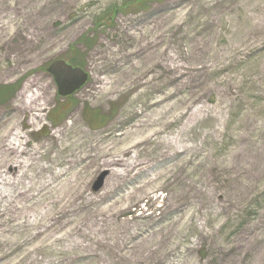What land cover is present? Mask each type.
I'll use <instances>...</instances> for the list:
<instances>
[{
    "label": "rangeland",
    "instance_id": "obj_1",
    "mask_svg": "<svg viewBox=\"0 0 264 264\" xmlns=\"http://www.w3.org/2000/svg\"><path fill=\"white\" fill-rule=\"evenodd\" d=\"M53 60L85 85L59 96ZM37 88L30 126L17 99ZM149 119L155 138L137 129ZM71 123L110 151L52 163ZM13 126L27 154L49 148L40 163L64 172L51 185L81 170L83 191L43 212L4 168L0 264H264V0H0V130ZM24 216L43 233L20 234Z\"/></svg>",
    "mask_w": 264,
    "mask_h": 264
},
{
    "label": "bare ground",
    "instance_id": "obj_2",
    "mask_svg": "<svg viewBox=\"0 0 264 264\" xmlns=\"http://www.w3.org/2000/svg\"><path fill=\"white\" fill-rule=\"evenodd\" d=\"M106 85H109L110 87L113 86V83H107ZM107 90V89H106ZM40 89L37 88L36 90L32 91L30 95L24 93H20L18 95V101L19 105L17 109L20 110H29L30 118L28 125L32 126L34 125L35 118H36V113L35 111H39V101L42 100L43 97H41V94L39 93ZM24 95V98L22 97ZM16 108L14 110H17ZM17 110V111H18ZM157 120L155 119H149L147 124L145 125H138L137 129L140 131H145V130H150V136L153 135L155 138L156 135L159 132V129H161L164 125L162 124L161 127L157 128ZM161 124V123H160ZM3 128V127H2ZM74 128V124L71 123L69 126L66 127V129L57 131L56 135V140L58 141L57 144V149L55 150L56 155H55V160L51 159V162H55L57 159L61 158L67 149L69 150V156H65V158L69 159L67 160L68 163H71L72 166H74V163H72L71 159H74L76 163H79L83 161L85 158L88 157L89 154V148L92 146V150L97 148L100 152L102 149H105V151H110L109 146L111 144H107L104 147L98 146V144H91L89 145V148L87 149V146L89 144V137H85V132L84 131H76ZM4 130H0V140L4 139V142L6 143V149L3 150V154L0 155V196L4 193V191L7 189L8 182H7V172L4 170V168L9 167V169H14V171L17 172V179L18 181H13L15 182V185H22L20 188H25V190L21 193V195L24 196L26 194V199L29 201L35 196H38V199L35 201V203H41V202H47L45 205H41L40 209L43 212H47V208H50L54 213H55V208H60V205L56 207L55 205L60 204L64 197L63 194L64 192H67V197H71L73 199H77L82 195V185H77L78 178L80 175L81 170L77 171L76 173L73 172V176L71 178H68V180L64 183H61L59 187L55 188V185H51L56 181L57 177L63 176L64 172H58V173H53L52 166H47L45 163H40L44 158L47 156V152L49 150L45 149L43 152H38L36 150L30 152L29 154L26 153V147L28 145V141L26 140L25 135L20 134L19 132H13L16 131V127H9L7 129L3 128ZM69 132L65 136L64 133ZM81 134L80 137L77 136V134ZM173 141V139H169ZM167 141L163 138V142L168 144L171 143V141ZM109 148V149H108ZM7 151H11L14 153V156H10V153L8 154ZM12 154V153H11ZM8 159V160H7ZM119 157L117 156L116 159H112L109 162L113 163H118ZM136 164V160L132 161L131 163L128 164L129 167H134ZM87 165V164H85ZM2 168V169H1ZM22 173H19L20 170H22ZM36 170L37 172L33 174H27L28 171ZM45 171H48L49 173H44ZM10 172V171H9ZM44 173L45 175H41L38 177L37 181L33 183V179L35 175H39L40 173ZM27 180V181H26ZM51 185V186H49ZM46 186H49L50 189L47 191H50L46 194V192L42 193V189L46 188ZM188 190L192 189V185L188 184L187 185ZM42 193V194H41ZM49 195H56L55 198ZM34 203V204H35ZM63 211H65L64 205L61 206ZM25 219V225H24V231L19 232L22 235L29 234V236H33L36 238L38 235L42 234V230L38 228L39 223L36 221H30L27 220V217L24 216ZM34 229V233H28L26 229L28 228ZM47 228V227H43ZM25 245V244H24Z\"/></svg>",
    "mask_w": 264,
    "mask_h": 264
},
{
    "label": "water",
    "instance_id": "obj_3",
    "mask_svg": "<svg viewBox=\"0 0 264 264\" xmlns=\"http://www.w3.org/2000/svg\"><path fill=\"white\" fill-rule=\"evenodd\" d=\"M47 72L53 76L55 85H57V94L61 97L74 93L85 85L88 73L84 72L79 66H72L64 60H53L47 67ZM104 170L93 182V190L98 191L107 176Z\"/></svg>",
    "mask_w": 264,
    "mask_h": 264
},
{
    "label": "trees",
    "instance_id": "obj_4",
    "mask_svg": "<svg viewBox=\"0 0 264 264\" xmlns=\"http://www.w3.org/2000/svg\"><path fill=\"white\" fill-rule=\"evenodd\" d=\"M147 0H138V2H142L143 4L146 2ZM149 1V0H148Z\"/></svg>",
    "mask_w": 264,
    "mask_h": 264
}]
</instances>
